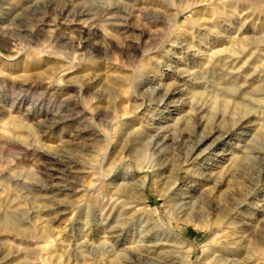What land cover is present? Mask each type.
I'll use <instances>...</instances> for the list:
<instances>
[{
	"label": "rangeland",
	"instance_id": "1",
	"mask_svg": "<svg viewBox=\"0 0 264 264\" xmlns=\"http://www.w3.org/2000/svg\"><path fill=\"white\" fill-rule=\"evenodd\" d=\"M0 264H264V0H0Z\"/></svg>",
	"mask_w": 264,
	"mask_h": 264
}]
</instances>
